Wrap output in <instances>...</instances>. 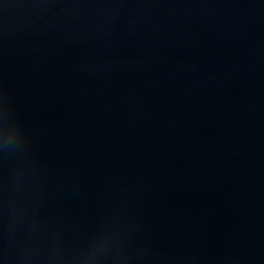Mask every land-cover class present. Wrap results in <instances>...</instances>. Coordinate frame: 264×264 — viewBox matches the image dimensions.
<instances>
[{
    "label": "water",
    "instance_id": "95a60500",
    "mask_svg": "<svg viewBox=\"0 0 264 264\" xmlns=\"http://www.w3.org/2000/svg\"><path fill=\"white\" fill-rule=\"evenodd\" d=\"M0 264H264V0H0Z\"/></svg>",
    "mask_w": 264,
    "mask_h": 264
}]
</instances>
